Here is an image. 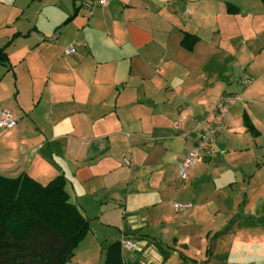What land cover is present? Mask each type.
<instances>
[{
	"label": "crops",
	"instance_id": "obj_1",
	"mask_svg": "<svg viewBox=\"0 0 264 264\" xmlns=\"http://www.w3.org/2000/svg\"><path fill=\"white\" fill-rule=\"evenodd\" d=\"M6 1L0 113L16 124L0 128V174L42 185L65 178L91 228L67 264H104V249L124 241L135 246H123L126 264H208L230 239L233 252L239 235L251 242L244 259L264 264V223L241 220L264 217L251 213L255 198L264 201V1L113 0L92 15L87 5V19L76 0L73 15L62 5L48 13L49 0ZM23 17L27 30L18 29ZM225 96L241 101L228 103L210 154L181 177L197 124L207 132L218 123ZM224 143L236 161L252 153L243 181L232 172L242 166L225 168L216 154Z\"/></svg>",
	"mask_w": 264,
	"mask_h": 264
},
{
	"label": "trees",
	"instance_id": "obj_2",
	"mask_svg": "<svg viewBox=\"0 0 264 264\" xmlns=\"http://www.w3.org/2000/svg\"><path fill=\"white\" fill-rule=\"evenodd\" d=\"M189 38L187 34L183 45L192 50L194 41L189 43ZM8 62L6 49L1 48L0 64ZM244 123L258 134L247 115ZM90 229L89 220L70 201L63 176L42 185L28 175L0 174V264H67ZM104 258V264H126L122 243L107 246Z\"/></svg>",
	"mask_w": 264,
	"mask_h": 264
},
{
	"label": "rangeland",
	"instance_id": "obj_3",
	"mask_svg": "<svg viewBox=\"0 0 264 264\" xmlns=\"http://www.w3.org/2000/svg\"><path fill=\"white\" fill-rule=\"evenodd\" d=\"M26 1L27 0H17L18 5L23 6L22 8H26V6L28 4V3H26ZM91 2H92V0H76V4H75L76 8L82 6L80 8V11H79V17L85 18V19H87L89 17L88 11H87V9H88L87 5H89ZM83 4H84V6H83ZM56 5L58 6V8H60V6L62 5L61 7L66 9L69 12L68 14H71V15L74 14L73 0H49L47 3L48 13H50V11H53L55 9ZM12 8H13V5L8 3L7 1H6V3L0 4V19L5 17L7 15V12L11 11ZM38 10L39 9L37 6H33L31 11L33 14L36 15V13H39ZM31 14H29L30 18H33L34 16H31ZM25 17H23V20L21 22L22 24H20L18 27V29H20V30H27V28H28L26 25V22L24 20ZM39 17H42V15H40ZM0 36H2V32H0ZM0 42H3V40H1ZM212 144H213V142H212ZM211 147H212V145H211ZM228 147L229 146L227 143L220 144L218 147H215L216 154H220V159H221L222 165L225 168H235V166H239V167L242 166L243 169H240V168H237L234 170L232 169L233 170L232 172L236 173L238 180L243 181L245 176H248L254 170L255 163H253L254 160L251 158L252 153L251 152L246 153V154H244V156H242V159L240 161H236L232 155L227 154L228 149H226V148H228ZM244 196H245L244 192H242V195H241L242 200H243ZM262 198H264V194L262 195ZM253 202L254 203H253V206L251 207V209H252L251 213L258 216L261 212H264V201L263 200L260 201V199L257 197L254 199ZM242 217H243V219H241V220L243 222V226H246L247 224H250V223H251V225H253V223L255 225L260 224V223H264V217H260L258 219H256L254 216L251 219L249 217L248 218H244V216H242ZM238 238H239L238 241L237 240H235V242L233 241V243L236 246V248L234 249L233 252L231 251V247H230V244H232V239H230V242H226L224 244L223 249L220 250V252L218 253L219 256L213 257L212 256L213 253L210 252L209 256H212V257H211L210 263H208V264H252V263L248 262V260L244 259V254H245L244 252L249 253L248 249L251 246V242H249L248 240H244L243 237L240 235L238 236ZM243 250H246V251H243ZM162 252L167 253L168 249L164 248V250ZM212 252H213V250H212ZM231 253H232V255L234 254L233 257L238 256V259L230 261L231 259H228L227 255L231 254ZM209 258L210 257H208L206 260H209ZM199 263L204 264V261L199 262ZM169 264H171V262ZM179 264H194V263L191 261H189V262L184 261V262H181Z\"/></svg>",
	"mask_w": 264,
	"mask_h": 264
},
{
	"label": "built area",
	"instance_id": "obj_4",
	"mask_svg": "<svg viewBox=\"0 0 264 264\" xmlns=\"http://www.w3.org/2000/svg\"><path fill=\"white\" fill-rule=\"evenodd\" d=\"M113 0H92V2L89 4L90 8V15L93 14V12L96 9L99 8H105L111 4ZM75 52L74 48H68L65 53L66 54H72ZM244 83H250L251 79L250 77H245L243 80ZM231 101H241V97L239 96H225L222 97L218 103L216 104L213 115L218 119V123H211V121H208V124H210L209 130L207 132H204L202 129L203 123L199 122L196 126V132L199 133V138L197 141L196 146L194 149L189 153V155L184 159V161L181 164L180 167V175L181 177H186L188 173L193 170L198 161L207 154H210V149L212 142L216 140L219 133L223 130L224 124L223 120L225 116L228 114L230 110L229 102ZM16 124V121L11 113L9 112H2L0 113V128L1 129H10L13 128ZM128 164L130 163L127 159L125 160ZM177 211H183L189 207H191V204H176L173 205ZM123 246L127 250H133L135 249L134 244L131 241H124Z\"/></svg>",
	"mask_w": 264,
	"mask_h": 264
}]
</instances>
